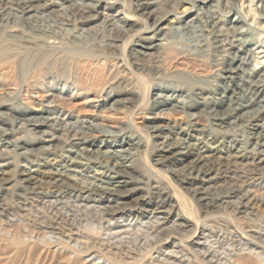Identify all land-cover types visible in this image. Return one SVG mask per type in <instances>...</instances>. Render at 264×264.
I'll list each match as a JSON object with an SVG mask.
<instances>
[{"label": "rangeland", "instance_id": "obj_1", "mask_svg": "<svg viewBox=\"0 0 264 264\" xmlns=\"http://www.w3.org/2000/svg\"><path fill=\"white\" fill-rule=\"evenodd\" d=\"M49 1L53 2L44 9L45 16L35 19L38 22L33 25L21 22L27 26L31 25L30 27L0 24V152L5 150L2 157L0 156V264H116L111 254L87 251V239L100 245L124 247L129 256L126 258L127 264H147L150 260L152 264H198L195 254L202 253V250L209 246L221 254L222 262L225 260L228 264H233L234 256L229 254L228 241L217 242L210 236L215 234L218 227L225 231L237 225L247 229L252 222H262L264 209L255 207L247 218L244 213H240L234 217V221H230L222 206L206 207L203 199L198 200V205L194 199L195 204H192L188 198L190 189L207 187L210 196H215L223 187L234 182L221 171H212L208 177H204L210 178L208 183L201 181V176L189 174L187 169L194 160L192 154L173 156L161 164L153 165L158 170L150 166L159 159L156 149L167 136L182 138L190 144L196 143L201 148L210 150L209 159L215 162L235 154L251 135L246 133L247 128L235 130L230 135L222 134L219 127L213 125L204 112L202 114L199 111L203 108L201 103L187 108L191 113L199 112L194 118L189 119L180 112L170 113L171 110H162L156 115L162 106L154 99V92H159V88L165 92L167 90L164 89L179 87L184 92L198 91L203 88L202 82L217 79L210 64L196 54L188 53L187 46L181 47V42L173 43L172 48L166 46L154 51V54L134 60L136 43L143 35V32H140L144 26L142 19L147 17L145 11L151 9L138 6L135 0H105L96 8L87 10L79 5L69 4L71 1L67 0L40 2ZM232 1L238 4L251 28L248 34L249 47L255 51V60L248 67L259 69L264 65V18H258L253 11L256 9V0ZM210 2L213 5L211 8L218 12L216 15L219 26L226 27L228 19L236 16L235 12H227L229 9L224 4L225 0ZM158 6L169 8L165 4ZM159 7H156L154 13L161 11ZM187 8L189 5L186 2H180L173 14L167 16L159 27H167L168 24H176L184 19L189 14ZM115 14L122 19L117 23L123 26L124 32H116L119 40L115 42L113 50L104 43L108 41H104L101 35L106 32L103 19L106 16L115 18ZM89 15L92 17L88 18ZM145 19L152 25L153 20L150 17ZM32 26L57 31L58 33L54 34V43L48 47L45 43L49 38L35 37ZM75 32L81 35L72 37L71 33ZM134 61L143 63V68L137 69ZM144 92H148L146 96ZM117 99L123 101V104L116 110H110L109 103ZM35 114H46L62 123L58 128L27 125L26 118ZM76 120L84 121L82 123L85 125L98 124L120 131L117 135L106 138H96L94 135L90 138L92 145L75 146L73 150L84 147L106 151L110 148H130L135 146L133 143L143 145L135 152L132 161L125 162L129 164L127 169L130 174L124 177L131 182L127 188L103 198L95 195L85 198L84 194L82 197H76L63 192V189L57 190L56 186L47 184L44 178L38 182L17 181L18 172L31 165L23 156H28L31 161L38 163L39 167L34 168H39V171L63 170L61 166L66 164L68 153L58 148L42 150L41 146L47 147V142L42 138L47 140L49 137H43L37 130H45L51 134L54 132L58 139L63 141L72 134L66 129V123ZM153 127H158L156 132L152 131ZM226 128L229 126L224 124L223 129ZM250 131L252 130L248 132ZM156 134L159 136H154ZM70 156L82 163L70 166L71 169L89 176H94L98 170L101 171L93 165H85V160L76 157L73 152ZM244 158L242 165L249 167L250 159H253L252 152H246ZM42 163L45 165L42 166ZM199 165L202 171L206 169L205 166ZM45 172L38 173L43 176ZM152 174L161 179L166 184L164 186H170L168 189L170 194L174 195L175 209L184 211L180 208V203L177 204V195H183L189 205L190 202L193 205L192 215L206 222V228H203L200 236H196L197 243L190 242L194 225L177 227L171 232L172 223L176 220L175 215L170 212L164 219L166 212L152 209L157 201V190L148 187L150 185L145 184V177L142 178L143 175ZM71 179L77 183L84 182L78 175L72 176ZM97 183L100 184L98 181ZM253 189H257L256 193L264 196V188L257 186ZM106 205L111 206L115 211L114 215L102 214ZM189 219L196 222L191 215ZM157 220L163 222V227L166 228L163 232L145 230L148 221L156 223ZM210 226H214L212 231H209ZM224 236L226 240L229 239V235ZM257 250L261 251L260 248ZM256 251L253 250V256Z\"/></svg>", "mask_w": 264, "mask_h": 264}, {"label": "bare ground", "instance_id": "obj_2", "mask_svg": "<svg viewBox=\"0 0 264 264\" xmlns=\"http://www.w3.org/2000/svg\"><path fill=\"white\" fill-rule=\"evenodd\" d=\"M40 1L42 0H0V24H2L3 26L5 25L7 26L19 25V27L27 26L21 24V22H23L25 24L33 25L37 21L35 20L36 18L38 19L41 16H45L44 9H46L48 5L53 2V1L52 2L49 1V3L48 2L41 3ZM67 1H71V3L69 4L79 5L82 9L87 10V9L96 8L105 0H87V1L67 0ZM135 1L138 6L144 9L146 8L147 9L151 8V9L145 11L147 17H144V19H142V21L144 22V26L142 31L140 30L139 31L143 32V35L136 43L137 48H135L134 51L135 54L134 60L135 59L139 60L140 58L149 56L154 51L160 50L166 46L172 48L174 46L173 43L181 42L183 44L181 47H183L184 45L187 46L188 53L191 54L194 53L197 56L206 60L213 69L214 76L217 79H219V81L217 79H213V80L210 79L211 81L209 80L207 82L206 81L202 82L203 88H200L198 91H192V92H187V91L184 92V90L181 89L180 87L170 90L164 89L167 91L162 92V90H160L159 88L158 90L159 92L153 93V96H155L154 99L157 100L158 105L162 106L157 110L156 115L161 113L162 110H164V112L165 110H171L170 113L172 111L176 113L180 112V114L181 113L185 114V116H187L189 119L194 118L196 115L199 114V112L191 113L189 112V109L187 110V108L195 106L197 103H201L203 105L202 106L203 108H201L199 111L201 113L204 112L207 118L211 120V123L216 127H219V132H221L222 134L230 135L233 132H235V130H243L245 128H247L248 131L252 130L250 132L246 131V133L251 135L247 137L248 140L242 144V147L238 149L235 154H230L227 157H224L222 160H217L215 162L210 161L209 159V156L211 155L210 150L206 148L203 149L196 143L190 144L187 142V140L185 141L182 138L174 139L171 136H167L163 142H160V146L156 149L157 151L156 154L157 156H159V159L154 161V163L152 164L150 163L151 165L149 164V162L148 164L152 166V168L154 167L156 169L155 166L163 163L167 158L173 156L178 157L181 155L192 154L194 155V160L187 169L189 171V174H194L195 177L201 176V181L205 180L207 181L206 183H208L210 178L205 179L204 177L206 176L208 177V175L211 174L212 171H221L225 177H229V179L234 180L232 184L223 187L215 196H210L209 188L207 187L203 188L200 186L190 189L189 190L190 196L188 198H190L189 200L192 201V204L196 203V205H198L199 202L198 200L203 199L205 200L204 205L206 207L222 206L221 208L224 210V212H226L227 219L230 221H234L235 219L234 217L240 213H244L247 218V216L251 214V212L254 210L255 207L256 208L261 207L262 209H264V196L256 193L257 189H253L254 187L257 186L260 188H264V65L261 66L259 69H255L254 67L251 68L248 67L252 65V61L255 60L254 57L255 51L254 50L252 51L253 48L249 47L250 41L248 34L250 33L251 28H250V24L245 20L244 15L241 13L240 7L232 0H225L224 4L227 6L226 8L229 9V11L227 12H230L231 10L235 12L236 16H234L233 18H229L227 21L228 23L227 26L223 27V26H219L218 24L219 19L216 15L218 12L216 9L211 8V6L213 5L210 2V0H171V4H169L170 0H135ZM180 2H186L189 5V8H187L189 14H187L184 19L178 21V23L176 24H168L167 27L166 26L159 27V25L166 20L167 16L173 14V12L177 9V6ZM195 2L198 3L195 4ZM162 4H165V6L168 5L169 8L168 9L166 7L161 8L158 6ZM255 5H256L255 7L256 9L254 8L255 10H253L255 11V14H257L258 18H264V0H256ZM156 7H159L161 11L154 13ZM117 13H120V11H117ZM115 16H116L115 18L114 17L108 18V16H106L103 19V22L106 23L105 26L106 32L101 36L104 37V41H108L104 43L107 46H109V48L114 47L115 42L119 40L116 32L120 30L123 31L122 29L123 26L117 23L118 21L120 22V20L122 19H120L119 15L115 14ZM91 17L92 16L90 15L88 16V18ZM149 17L153 20L152 25L148 24L145 19ZM30 26L28 25L27 27ZM31 29L34 31L35 37L39 38L42 36L49 38L45 43L47 44V46L51 45V43H54V34L58 33L57 31L54 32V29H44V28L40 29L34 26H32ZM76 33L78 32L71 33L72 37L76 38L81 35L80 33L78 34ZM27 42L28 41H26V43ZM199 57L198 59H200ZM133 63L136 65V67H138L137 69L143 68L142 65L143 63L139 64L135 61ZM160 74L162 75V73ZM192 81L193 80H191V82ZM141 88L142 87H140V90ZM122 104L123 101L121 100L118 99L112 100L109 103L108 108L110 110H116ZM82 122L84 121L76 120L75 122L66 123L65 125L66 129L72 134L69 135L70 137H68L66 140L63 141L59 140L58 139L59 137L55 135L54 132L51 134L45 130H41V131L37 130V132H40V134L43 135V137L44 136L49 137L47 140H44V138H42L43 141L47 142V147L41 146L43 148L42 150L44 149L46 150L49 148H58L62 151H66L69 155L66 160L67 162L66 164L61 166L63 170H58L55 172L52 171L45 172V171H39V168H34V167H39L38 163L31 161L28 156H23V159L25 161L27 160L28 164L31 165L29 168L18 172L19 177L17 181L30 182L34 180L38 182L44 178L43 180H45L47 184L51 186H56L57 190L60 189L62 191L63 189V192H66L67 194H72L76 197H82V194H84L83 197L85 198H89L91 197V195H95L97 197L103 198L106 195H110L111 193L113 194V192H119L127 188L131 182H129L127 178L124 177V175L130 174L129 173L130 171H128L127 169V166L129 164L127 165L125 164V162L127 160L132 161L135 152L138 150L140 146L143 145H141L140 143H133L135 144V146H131L130 148H122L119 150L117 149L110 150L111 149L110 148L109 150L106 151H101L99 148L87 149L84 147L79 148V150H73V147L75 146L92 145V141L90 140V138L94 135L96 136V138L97 136L106 138L113 135H117L118 134L117 132L120 131L118 129L117 130L107 129L105 128V126L98 124L89 123L85 125ZM61 123L62 122H58V120L55 119L54 117H51L46 114L30 115L29 117L26 118V124L31 125L33 127L47 126L52 128H58L57 126L61 125ZM224 124L228 125L229 128L223 129ZM157 128L158 127H153L152 131L156 132ZM145 136L147 139H149L146 133ZM154 136H159V135L156 134ZM1 141H2V136L0 134V143ZM3 151L5 150H2V152ZM2 152H0V156L2 155ZM72 152L76 157L79 156L82 159H84L86 162L84 163L85 165H93L94 167H98L101 171L98 170V172L96 171L94 176H89L82 173L81 171L74 170L73 168L71 169L70 166L73 167L74 164H82L81 162L76 161L74 157L70 156V153ZM246 152H250V153L252 152L253 154V159H250L251 162L249 167L242 165V161L245 159L244 156ZM43 164L44 163H42V166ZM199 164L205 166L206 169L202 171L199 168L200 167ZM156 170H158V168ZM38 172H42V173L45 172V174L41 176ZM239 173H241L242 176ZM153 174L148 176L143 175L142 177L143 179L144 177L146 179L145 184L150 185L148 187H152L153 189L157 190V196H156L157 201L152 209L153 210L159 209L162 210L160 212H166L165 216L163 217L164 219L167 218L166 216L169 215L170 212H172V214L175 215L176 220H174L172 223V228L170 229L171 232L174 231V229H176L177 227L194 225L193 226L194 233H192L193 235L191 236L190 242L192 244L197 243L198 240L196 236L198 235L200 236L201 232L203 231V228H206V222H204V219L199 217L197 218L192 215L193 205H191V202L189 205L188 200L183 195L176 194L179 198V202L177 200L176 201L177 204L180 203V208L182 207L184 211L180 212L179 208L175 209L174 195L170 194V190L168 189V187L170 186L169 185L167 187L164 186L166 184H164L161 181V179L154 177ZM76 175L83 178L84 182L77 183L75 181H71L72 180L71 177ZM97 181L100 184L98 183L96 184ZM168 183L172 184L173 182L172 183L168 182ZM57 190L55 192H57ZM208 197L210 198L208 199ZM194 199L196 201L195 203L193 202ZM197 207L199 208V206ZM114 212L115 211L109 205L103 207L102 210V214L106 216L114 215L115 214ZM190 215L191 217H194L196 222L190 221L189 219ZM215 221L217 222V220ZM55 223L57 222L55 221ZM263 224L264 221L259 223L252 222V225L250 224L247 227V229H245V226L244 228H241V227H237L238 226L237 225L234 226L232 229L229 228V231L228 230L225 231L221 227H218V230H216L215 234L211 235L210 238L214 237L217 242L220 240L221 242H223L225 240V243H227L226 241H228L227 246L230 247L229 254H233L235 264H264V257H263L264 256V225ZM213 227L214 226L208 227L210 228L209 231H212V229H214ZM227 228L228 227H226V229ZM165 229L166 228L163 227V222H160L158 220L156 221V223L148 221V225L145 228L146 231H152L156 233H161ZM247 230H249L250 233H248ZM225 234L229 235V239L228 238L227 240L225 239L226 238L224 236ZM90 240L87 239V241H89L88 242L89 245L86 247L87 251H91V253H97V251H103L104 254H111V257L112 258L114 257L116 264L128 263L126 259L128 256V251L127 249L124 250L125 249L124 247H117V246L114 247L106 244L100 245L97 244L96 241L94 240L90 241ZM158 244H160V239L158 241ZM258 248H260L261 251L257 250ZM253 250L255 251L257 250L255 252V256H253ZM202 251H203L202 253L195 254V258L197 259L198 264H228L229 263L225 260L222 262L221 260L223 258L221 257V254L218 251L211 249V246L205 248ZM147 264H152V261L151 260L148 261Z\"/></svg>", "mask_w": 264, "mask_h": 264}]
</instances>
